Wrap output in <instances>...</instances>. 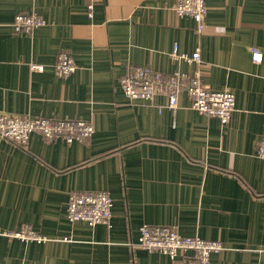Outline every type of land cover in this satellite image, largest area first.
Wrapping results in <instances>:
<instances>
[{
	"label": "crops",
	"instance_id": "0c3cea01",
	"mask_svg": "<svg viewBox=\"0 0 264 264\" xmlns=\"http://www.w3.org/2000/svg\"><path fill=\"white\" fill-rule=\"evenodd\" d=\"M174 0H0V112L86 120L94 132L66 143L38 133L24 146L0 138V264H185L134 245L139 227L175 226L219 240L218 264H264V0H205L207 30L178 16ZM44 24L15 32L17 13ZM196 49L203 62L170 56ZM262 53L254 62L249 47ZM59 52L76 68L54 71ZM32 65L41 66L33 68ZM135 67L180 73L166 96L129 100L119 81ZM199 74L235 97L229 120L198 115L185 93ZM101 190L110 223L71 222V192ZM30 227L45 241L7 233ZM133 243V244H132Z\"/></svg>",
	"mask_w": 264,
	"mask_h": 264
},
{
	"label": "built area",
	"instance_id": "2783aa9c",
	"mask_svg": "<svg viewBox=\"0 0 264 264\" xmlns=\"http://www.w3.org/2000/svg\"><path fill=\"white\" fill-rule=\"evenodd\" d=\"M178 16H190L196 24V32L202 34L207 30L205 15L207 7L205 0H174L170 6ZM44 24L42 17L35 12L17 13L11 22L15 32H29L33 28ZM251 58L259 62L262 53L259 48L250 46ZM170 56L188 62L202 63L203 57L198 49L191 55L178 52L173 46ZM33 68H41L32 65ZM76 64L67 52H59L54 64V71L59 76H66L73 72ZM183 77L180 73L163 74L149 67H135L121 77L120 88L129 100H145L152 102L156 95L166 96L168 108L177 107V96L180 91L179 81ZM185 93L190 107L198 114L216 117L221 124H225L235 106L232 91L213 89L201 82L199 74L187 77ZM94 132L92 123L86 120L67 118L48 119L44 117H29L0 112V138L8 140L18 146L24 145L32 133H38L45 138L62 139L66 143L88 138ZM255 155L264 159V138L257 143ZM113 200L111 196L101 190H82L71 192L66 205V215L71 222L82 221L90 226L109 224L112 216ZM7 235L24 241L42 242L46 240L43 234L30 227H24ZM133 244V243H132ZM134 245L148 251H158L175 259L186 252H192V257L185 264H218L211 259L213 252L223 249L219 240L203 239L199 236H183L175 226L143 224L139 227V236Z\"/></svg>",
	"mask_w": 264,
	"mask_h": 264
},
{
	"label": "rangeland",
	"instance_id": "374dc122",
	"mask_svg": "<svg viewBox=\"0 0 264 264\" xmlns=\"http://www.w3.org/2000/svg\"><path fill=\"white\" fill-rule=\"evenodd\" d=\"M26 143H27V142H26ZM26 143H25V144H26ZM25 144H24V145H25ZM24 145H21V146H24Z\"/></svg>",
	"mask_w": 264,
	"mask_h": 264
}]
</instances>
